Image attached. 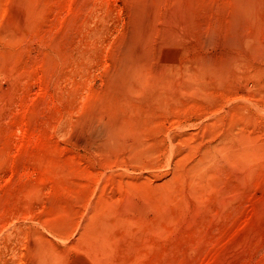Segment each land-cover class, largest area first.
I'll use <instances>...</instances> for the list:
<instances>
[{"label": "rangeland", "instance_id": "1", "mask_svg": "<svg viewBox=\"0 0 264 264\" xmlns=\"http://www.w3.org/2000/svg\"><path fill=\"white\" fill-rule=\"evenodd\" d=\"M0 264H264V0H0Z\"/></svg>", "mask_w": 264, "mask_h": 264}, {"label": "bare ground", "instance_id": "2", "mask_svg": "<svg viewBox=\"0 0 264 264\" xmlns=\"http://www.w3.org/2000/svg\"><path fill=\"white\" fill-rule=\"evenodd\" d=\"M128 53H129V51H128ZM130 53L133 54L132 49H131V52H130ZM126 60H127V59H126ZM132 61H134V60H132ZM123 62H125V61H123ZM128 62H130V61H127V63H128ZM120 63H122V62H120ZM133 63H134V62H133ZM123 64H124V63H123ZM129 64L131 65V62H130ZM134 64H135V66H136V63H134ZM134 64H133V65H134ZM121 65H122V64H121ZM127 65H128V64H127ZM119 66H120V65H119ZM135 66H134V67L132 66V67H133V68H136ZM159 66H160V65H159ZM137 67H138V66H137ZM120 68H121V67H120ZM123 68L125 69V67H123ZM126 68H127V67H126ZM138 68H139V67H138ZM157 68H158V66H157ZM157 68H156V69H157ZM156 69H154V71H155ZM160 69H162V68H160ZM160 69H159V70L157 69L158 72L160 71L159 73L157 72L158 74H161V72H162ZM127 70H129V69H127ZM162 70L164 71V73H166V72H165L166 70H164V68H163ZM130 71L132 72V71H134V70H133V69H132V70L130 69ZM130 71H128V72H130ZM119 72H120V69H119ZM121 72H122V69H121ZM123 73H124V72H123ZM133 73H134V72H133ZM137 73H138V72H137ZM157 73H156L155 75H157ZM168 73H169V70H168ZM168 73H167V75H168ZM184 73H185V71H184ZM126 74H127V73H126ZM170 74H173V73L170 72ZM175 74H176V72H175ZM186 74H187V72H186ZM129 75H130V73H129ZM129 75H128V76H129ZM131 75H132V73H131ZM139 75H140V73H139ZM162 75H163V74H162ZM165 75H166V74H165ZM128 76H127V78H128ZM133 76H134V74H133ZM177 76H178V75H177ZM179 76H180V75H179ZM185 76H186V75H185ZM138 77H139V76H138ZM138 77H137V79H139ZM158 77H159V76H158ZM175 77H176V76H175ZM175 77L173 76V78H175ZM129 78H131V77L129 76ZM160 78H161V76H160ZM168 78H169V77H168ZM181 78H183V76H182ZM184 78H185V77H184ZM176 79H177V78H176ZM176 79H175V82H176V84H177V82L179 83V81H177ZM179 79H180V77H179ZM165 80H166V78H165ZM169 80H171V79H169ZM173 80H174V79H173ZM173 80H172V81H173ZM126 81H127V80H126ZM126 81H125V82H126ZM129 81H130V80H129ZM137 81H138V80H137ZM140 81H141V80H140ZM147 81H148V80H147ZM133 83H134V82H133ZM152 83H153V82H152ZM148 84H150V83H148ZM148 84H146V85H148ZM169 84H170V82H169ZM171 84H172V83H171ZM171 84H170V85H171ZM174 84H175V83H174ZM176 84H175V85H176ZM133 85H134V84H133ZM137 85H138V84H137ZM172 85H173V84H172ZM134 86H135V85H134ZM140 86H141V85H140ZM132 87H133V86H132ZM141 87H142V86H141ZM143 87H144V86H143ZM146 87H147V86H146ZM146 87H144V88H145V89H148V88H146ZM124 88H125V87H124ZM149 88H151V87H149ZM171 88H172V87H171ZM137 90H138V89H137ZM139 90H141V88H140ZM139 90H138V91H139ZM141 91H142V90H141ZM143 91H144V90H143ZM110 114H111V113H110ZM119 114H120V113H119ZM111 117H114V116L112 115ZM122 117H123V116H122ZM101 118H102V117H101ZM118 118H119V117H118ZM118 118H116V114H115V119L113 118L114 123L111 122V124H112V125L115 124V122L119 120ZM105 119H106V118H105ZM116 119H118V120H116ZM98 120H100V119L98 118ZM98 120H97V121H98ZM115 120H116V121H115ZM104 121H106V120H104ZM121 121H122V120H121ZM123 121H124V120H123ZM123 121H122V122H123ZM131 122H132V121H131ZM102 123H103V122H102ZM118 123H119V121H118ZM100 124H101V123H100ZM116 124H117V122H116ZM116 124H115V125H116ZM127 124H128V123H127ZM101 125H102V124H101ZM108 125H109V124H108ZM121 125H122V124H121ZM121 125H119V126H121ZM122 126H123V125H122ZM131 126H132V123H131ZM131 126H130V127H131ZM133 126H134V125H133ZM101 127H102V126H101ZM127 127H128V126H127ZM127 127H126V128H127ZM106 128H107V127H106ZM106 128H105V129H106ZM108 128H109V127H108ZM108 128H107V129H108ZM121 128H122V127H121ZM98 129H99V128H98ZM98 129H97V131H98ZM115 129H116V128H115ZM123 129H124V128H123ZM112 130H113V129H112ZM116 130H117V129H116ZM119 130H120V129H119ZM133 130H134V132H135V129H134V128H133ZM133 130H132V131H133ZM102 131H103V130H102ZM105 131H106V130H105ZM109 131H110V130H109ZM132 131H131V133H132ZM107 132H108V130L106 131V136H107ZM110 132H111V131H110ZM112 132H113V131H112ZM116 132H117V131H116ZM134 132H133L132 134H136V132H135V133H134ZM104 133H105V132H104ZM113 134H116V133L113 132L112 134H110V136H112ZM100 135H101L100 137H102L103 134H100ZM137 135H138V133H137ZM103 136H104V135H103ZM113 136L115 137V135H113ZM113 136H112V137H113ZM139 136H141V135H139ZM232 136H233V135H232ZM236 136H238V135L235 134V137H236ZM98 137H99V136H98ZM133 137H134V136H133ZM235 137H233V140H234ZM95 138H96V137H95ZM105 138H109V132H108V137H105ZM116 138H117V137H116ZM228 138H229V137H228ZM228 138H227V139H228ZM230 138H231V137H230ZM236 138H238V137H236ZM236 138H235V139H236ZM134 139H135V138H134ZM142 139H143V137H142ZM231 139H232V138H231ZM231 139H230V140H231ZM94 140H95V139H94ZM96 140H97V138H96ZM106 140H108V139H106ZM106 140H105V141H106ZM109 140H110V139H109ZM112 140H113V139H112ZM105 141L103 140L102 142H105ZM134 141H135V140H134ZM142 141H143V140H142ZM142 141L140 142V139H139V140H138V143L140 142L141 144H143ZM225 141H226V139H225ZM228 141H229V139H228ZM231 141H232V140H231ZM235 141H236V140H235ZM237 141H238V140H237ZM102 142H100V143H102ZM135 142H136V141H135ZM232 142H233V141H232ZM232 142H231V144H232ZM238 142H239V141H238ZM107 143H108V141H106V145H108ZM110 143H112V142H110ZM110 143H109V144H110ZM113 143H114V142H113ZM138 143L136 142V144H138ZM223 143L225 144L224 141H223ZM234 143L236 144V142H234ZM134 144H135V143H134ZM141 144L139 145L140 147H141ZM220 144H221V143H220ZM224 144H223V145H224ZM229 144H230V143H229ZM101 145H102V144H101ZM223 145H221V146H223ZM225 145H226V146H225ZM225 145H224V148L222 147L223 149H225V147H226L227 150H228L229 148H231V147H227V141H226V144H225ZM103 146H104V145H103ZM217 146H218V145H217ZM132 148H133V147H132ZM137 148H138V147H137ZM218 148H219V147H218ZM218 148H217V149H218ZM134 149H135V148H134ZM217 149H216V150H217ZM223 149H222V151H223ZM232 149H233V148L230 149L231 152H232ZM142 150H143V149H142ZM142 150H140V151H142ZM209 150H210V149H208V151L206 150V153H207V154H209V153L211 152V151L209 152ZM216 150H213V151L215 152ZM218 150H219V149H218ZM208 152H209V153H208ZM216 152H217V151H216ZM169 153H170V152H169ZM217 153H219V151H218ZM226 153H227V152H226V150H225V154H226ZM207 154H206V155H207ZM211 154H213V153H211ZM222 154H223V153H222ZM225 154H224V155H225ZM230 154H231V153H230ZM232 154L234 155L235 153H232ZM237 154H238V153H237ZM202 155H203V154H202ZM202 155L200 156V159H202L201 157H203V156L206 157V155H203V156H202ZM220 155H221V154H220ZM224 155H222V157H223ZM228 155H229V154H228ZM209 156H210V155H209ZM211 156H213V155H211ZM231 156H232V155H231ZM238 156H239L238 159H241V160L243 159V160H245V159H244L245 157H243L242 155H241V156H242L243 158H240V155H239V154H238ZM238 156H235V157H238ZM216 157H217V156H216ZM222 157H219V158H222ZM227 157H228V156H227ZM212 158H213V157H212ZM198 159H199V158H198ZM203 159H204V157H203ZM206 159H207V158H206ZM206 159H205V160H202V162H201V165H202V166L205 164V162L203 163V161H207ZM213 159H215V156H214ZM213 159H212V160H213ZM210 160H211V159H210ZM210 160H208V161H210ZM241 160H240V161H241ZM197 161H199V160H197ZM197 161H196V163H198ZM208 161H207L206 163H208ZM217 161H218V160H217ZM244 162H245V161H244ZM202 163H203V164H202ZM211 163H212V162H211ZM211 163H209V164H205L206 167H207L208 165L210 166ZM214 163H215V162H214ZM199 164H200V161H199L198 165H199ZM238 164H241V163L239 162ZM244 164H245V163H244ZM201 165H199V166L201 167ZM213 165H214V164H213ZM213 165H212V166H213ZM241 165H242V166L239 165V167H243V166H244L243 164H241ZM204 167H205V166H203V169H204ZM245 167H246V166H245ZM193 168L195 169V168H197V167L194 166ZM199 169H200V168H199ZM210 169H211V166H210ZM240 169H242V168H240ZM243 169H244V168H243ZM205 170H206V169H205ZM206 171H207V170H206ZM239 171H240V170H239ZM195 172H196V171H195ZM199 172H200V171H199ZM235 172H236V171H235ZM206 173H207V172H206ZM206 173H204V174L206 175ZM197 174H199V173H196L195 176H196ZM200 174H201V173H200ZM235 174H236V173H235ZM207 175H208V174H207ZM196 177H197V176H196ZM101 179H102V178H101ZM197 179H198V177H197ZM200 179H206V178H204V177L202 178V176H201ZM110 180H111V179H110ZM193 180H194V179H193ZM194 181H195V180H194ZM112 183H113V182H112ZM193 183H194V182H193ZM197 184H199V183H197ZM111 185H112V184H111ZM164 185H165V184H164ZM164 185H162L163 188H164ZM193 185H194V184H193ZM113 186H114V185H113ZM159 186H160V185H159ZM157 187H158V186H157ZM193 187H194V186H193ZM122 188H123V187H122ZM140 188H141V187H140ZM166 188H168V187H166ZM152 189H153V187H152ZM155 189H156V188H155ZM161 189H162V188H161ZM192 189H193V188H192ZM195 189H196V188H195ZM195 189H193V190H195ZM221 190H222V189H221ZM152 191H153V190H152ZM164 191H165V190H164ZM164 191H163V194H164ZM166 191H168V190H166ZM194 192H195V191H194ZM194 192H193V193H194ZM219 192H220V190H219ZM147 193H148V192H147ZM157 193H158V192H157ZM157 193H156V194H157ZM161 193H162V192H161V190H160V193L157 194V198H156V199H158V195H160ZM221 193H222V192H221ZM221 193H220V194H221ZM223 193H224V192H223ZM165 194H166V193H165ZM195 194H196V192H195ZM218 194H219V193H218ZM218 194H217V195H218ZM220 194H219V195H220ZM225 194H226V193H225ZM171 195H172V194H171ZM221 196H222V195H221ZM224 196H225V195H224ZM224 196H223V197H224ZM152 197H153V196H152ZM162 197H163V196H162ZM172 197H173V196H172ZM225 197H228V196H225ZM154 198H155V197H153V199H154ZM218 198H219V197H218ZM156 199H154V200H156ZM161 199H162V198L159 196V200H161ZM163 199H164V197H163ZM165 199H167V198H165ZM168 199H169V198H168ZM171 199H172V198H171ZM226 199H228V198H226ZM101 200H102V199H101ZM154 200H152V201H154ZM106 201H107V200H106ZM156 201H157V200H156ZM156 201H154V202L156 203ZM164 201H165V200H164ZM164 201H163V202H164ZM168 201H169V200H168ZM220 201H221V200H220ZM108 202H109V201H108ZM160 202H161V201H160ZM160 202L157 201V204H160ZM165 202H167V201H165ZM165 202H164V203H165ZM164 203H162V204H164ZM171 203H172V201H171ZM219 203H220V202H219ZM107 204H108V203H107ZM162 204H160V205H162ZM108 205H109V204H108ZM110 205H111V204H110ZM164 205H165V204H164ZM156 206H157V205H156ZM159 207H160V206H159ZM162 207H163V206H162ZM168 207H169V206H168ZM168 207H166V208H168ZM108 208H109V207H108ZM110 208H111V207H110ZM95 209H97V208H95ZM157 209H158V208H157ZM109 210L112 211L111 209H109ZM109 210L107 209V211H108V212H107V215H108V213H109V215H110V213H111V212H109ZM159 210H160V209H159ZM161 210L163 211V210H164V207H163V209H161ZM165 210H166V209H165ZM101 211H102V210H101ZM157 211H158V210H157ZM103 212H104V211H103ZM104 213H105V212H104ZM158 213H159V215H160V212H158ZM158 213H157V214H158ZM163 213H164V212H163ZM168 213H169V212H168ZM112 214H115V213H113V211H112ZM169 214H170V213H169ZM104 215H105V217H108V216L106 215V213H105ZM104 215H103V216H104ZM162 215H165V214H162ZM110 216H111V215H110ZM165 216H166V215H165ZM168 216H169V215H167V217H168ZM105 217H104V218H105ZM158 217H160V216H158ZM158 217H157V218H158ZM100 218H101V217H100ZM104 218H103V219H104ZM113 218H114V217H113ZM161 218H162V217H161ZM103 219H102V222H103ZM106 219H108V218H106ZM117 219H118V218H116L115 220H117ZM165 219H166V218H165ZM97 220H99V218H98ZM104 220H105V219H104ZM157 220H158V219H157ZM157 220H156V222H159V221H160V220H159V221H157ZM109 221H110V220H109ZM111 221H112V220H111ZM163 221H164V220H163ZM165 221H166V220H165ZM165 221H164V222H165ZM167 221H168V220H167ZM104 222H105V221H104ZM104 222H103V224H105ZM107 222H108V221H107ZM99 223H101V222H99ZM111 223H112V222H111ZM111 223L109 224V222H108L107 224H108L109 226H107V224H106V227H110ZM167 223H168V222H167ZM101 224H102V223H101ZM156 224H157V223H156ZM164 224H165V223H164ZM169 224H170V222H169ZM98 225H99V224H98ZM153 225H154V224H153ZM166 225H167V224H166ZM155 226H156V225H155ZM155 226H154V227H155ZM103 227H105V225H103ZM106 227H105V228H106ZM158 227H159V229L161 228V226H158ZM110 228H112V227H110ZM91 229H92V228H91ZM94 229H95V228H94ZM108 229H109V228H107V230H108ZM163 229H164V228H163ZM97 230H99V229H97ZM157 230H158V229H157ZM93 231H94V230H93ZM159 231H160V230H159ZM159 231H158V232H159ZM166 231H168V230H166ZM95 232H96V231H95ZM98 232H100V230H99ZM102 232H104V231L102 230ZM164 232H165V231H164ZM91 233H92V232H91ZM104 233H106V232H104ZM108 233H109V231H108ZM100 234H101V233H100ZM100 234L98 233V235H100ZM91 235H92V234H91ZM94 235H95V234H94ZM95 236H96V235H95ZM95 236H94V237H95ZM89 237H90V236H89ZM96 237H97V236H96ZM102 237H103V236H102ZM102 237H101V238H102ZM108 237H109V236H108ZM101 238H100V239H101ZM96 239H97V240H100V239H98V238H95L94 240H96ZM87 240H88V239H87ZM87 240H86V241H87ZM94 240H93V241H94ZM91 241H92V240H91ZM43 242H44V241H43ZM88 242L91 243L90 240H88ZM95 242H96V241H95ZM83 244H84V243H83ZM101 244H102V243H101ZM86 246H87V245H86ZM91 246H92V245H91ZM88 247H89V246H88Z\"/></svg>", "mask_w": 264, "mask_h": 264}]
</instances>
